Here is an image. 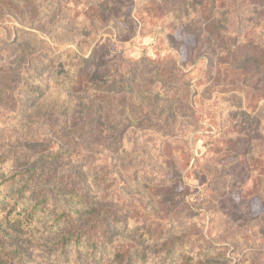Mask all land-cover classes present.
I'll return each mask as SVG.
<instances>
[{
  "label": "rangeland",
  "instance_id": "374dc122",
  "mask_svg": "<svg viewBox=\"0 0 264 264\" xmlns=\"http://www.w3.org/2000/svg\"><path fill=\"white\" fill-rule=\"evenodd\" d=\"M251 1H217L228 13L223 25L230 40L264 37L252 26L257 13ZM195 6V0H0V146L11 147L16 158L1 165L0 189L31 164L43 144L60 142L55 131L65 123L80 141L76 130L82 123L91 120L90 127H96V117L106 115L105 131L91 134L101 145L86 141L92 150L79 147L73 159L85 173L91 162L103 190L115 191L124 182L126 197L149 203L160 219H174L163 236L141 240L143 252L133 250V264H210L201 257L202 240L224 255V264H264V102L247 94L239 75L224 79L223 52L212 44L208 48L204 39L197 49L195 34L202 27L197 22L204 13ZM80 56L89 60V76L77 75L72 86L70 64ZM143 58L152 62L144 61L138 86L160 85L150 75L158 64L165 92L169 69L176 65L177 103L187 104L175 103L176 121L153 122V131L133 129L125 120L130 95L107 94L97 84ZM68 97L85 104L82 120L62 106ZM83 179L72 184L92 183L90 175ZM89 190L94 198L96 189ZM133 207L120 210L119 221L107 219L112 242L137 239L133 227L140 220ZM176 237L183 242L166 253L163 242ZM23 247L25 264L55 263L39 247Z\"/></svg>",
  "mask_w": 264,
  "mask_h": 264
},
{
  "label": "trees",
  "instance_id": "16d2710c",
  "mask_svg": "<svg viewBox=\"0 0 264 264\" xmlns=\"http://www.w3.org/2000/svg\"><path fill=\"white\" fill-rule=\"evenodd\" d=\"M217 1L219 2V0H195L198 6H195L194 9H201L204 13L203 20L197 22L202 25L199 28L200 32L195 34L197 49L200 40L204 39L208 48L212 44L213 48L218 53L220 52L219 54L223 52L227 59L225 62L223 61L226 63L224 68L227 71L224 79L229 78L233 81L231 78H234L236 74L239 75L247 94L258 95L264 102V37L259 41L247 43L242 42L241 37L230 40L232 35L227 33L223 25L225 14L228 15V13L220 11ZM251 4L255 6L257 13L253 18L252 26L264 33V13H262L264 12V0H252ZM193 30L196 31L195 28ZM212 40L216 42L213 44ZM235 46L238 48L233 51L231 48ZM145 60L152 62L150 59L143 58L135 61L133 66L126 71L118 69L115 75L96 83L102 86V90L107 94L123 92L130 95L129 107L123 114L125 120L133 129L143 128L141 130H144L147 128L153 131V122L170 126L177 118L175 115L176 104L182 108H185L187 104L184 101L181 104L177 103L181 96L175 91L177 81L180 79L177 74L179 67L176 65L169 69L170 76L167 77L165 92L160 89L163 85L159 79L162 68L158 64L152 69L150 75L153 84L160 85L149 88L138 86L139 80L143 79V72L146 73ZM160 65H164V63ZM70 68L72 70L70 76L72 86L77 75L79 77L86 75V79H88V58L78 57L75 63L70 64ZM136 71L138 73L134 74ZM0 93H4L1 88ZM134 101L141 102L136 105ZM145 103L147 106H144ZM64 105V109L72 110V118L77 113L82 117L87 109L85 104L80 103L79 97L66 98L62 106ZM106 117V115L96 117V127H90L91 120L82 123L83 127L77 129L76 132L80 136L79 139L83 141H78L75 138L76 135L72 136L73 128H67L65 123L60 127V130L55 131L60 136V142H54L55 144L51 147H46L47 143L43 144L44 147L35 152L37 157L31 164L23 171L14 172L10 177V182L5 183L4 189H0V207L7 205L4 210L0 208V264H25L26 255L23 246L39 247L44 250L45 255L54 256V264L59 262L84 264V261L86 264H133L137 260L132 256L133 250L143 252L140 247L141 240L163 236L166 233L164 231L172 226V223L169 222H174L173 217L168 216L160 219L155 213L156 208L153 209L149 203L143 204L144 200H131L126 197L128 192L126 183H120L115 191L103 190L101 185H98V175L93 174L94 169L92 171L91 162L85 166L87 172L85 173L79 168V162L73 159L75 150L79 147L84 146L87 149L86 152L92 150L86 141L93 144L94 140L97 145H101L91 134L94 130L99 134L103 132L102 130L105 131L104 126L108 124L103 121ZM99 128H102L101 131ZM124 138L125 135H122L121 142L124 141ZM42 141L44 142L46 139ZM39 142L32 143L31 148L39 146ZM23 147L26 150H31L26 144ZM23 152L27 153L25 150ZM14 156L15 152L11 147L0 146V168H4L1 166L2 164L7 166V158L16 159ZM85 175L91 176L92 183L89 185L72 184L74 178L81 177L83 179ZM90 188L96 189L94 198L90 197ZM2 194L5 201H3ZM137 201L141 203H137ZM132 205H134V209L137 206L139 212L136 218L140 221L133 227L137 239L131 244L112 242L106 225L107 219L112 217L119 221L120 210H125ZM152 213H154L153 217ZM179 241V237L172 238L164 241L162 246L165 247L166 253L171 254L177 248L176 246L183 242L181 240V243H177ZM202 242L204 245L200 248V253L203 252V254L201 253L203 260L210 264H224V255L209 250V246L212 245L210 241L202 240ZM56 250L58 252L55 254ZM69 251H72V256L68 255ZM103 256L106 259L109 257L110 260L105 262L101 258Z\"/></svg>",
  "mask_w": 264,
  "mask_h": 264
}]
</instances>
